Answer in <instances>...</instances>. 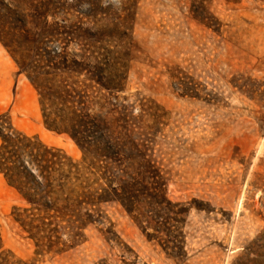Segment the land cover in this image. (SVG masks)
<instances>
[{
	"label": "rangeland",
	"instance_id": "rangeland-1",
	"mask_svg": "<svg viewBox=\"0 0 264 264\" xmlns=\"http://www.w3.org/2000/svg\"><path fill=\"white\" fill-rule=\"evenodd\" d=\"M87 1L62 3L80 15ZM121 2L99 5L109 3L119 13ZM208 8L218 30L193 19L188 0H136L126 80L116 93L132 116L142 114L148 152L161 169L166 195L184 208L181 256L147 237L153 230L143 231L117 203L105 205L103 222L86 228L74 245L61 252L39 250L12 219L13 207L24 202L0 174L1 242L12 260L264 264V0H211ZM74 15L58 17L70 25L78 20ZM79 47L72 42L67 50L79 53ZM2 113L22 131L81 157L66 134L43 125L36 89L0 42ZM61 240L70 244L66 234Z\"/></svg>",
	"mask_w": 264,
	"mask_h": 264
},
{
	"label": "trees",
	"instance_id": "trees-1",
	"mask_svg": "<svg viewBox=\"0 0 264 264\" xmlns=\"http://www.w3.org/2000/svg\"><path fill=\"white\" fill-rule=\"evenodd\" d=\"M210 1L188 0L189 11L198 23L218 30ZM62 2L0 0V42L36 89L43 125L66 134L81 150L74 159L0 114V174L24 202L13 207L12 219L39 250L61 252L103 222L105 205L117 203L143 231L153 230L147 237L179 257L184 208L166 195L142 114L132 116L116 97L126 80L136 0H122L119 13L109 3L89 0L80 15ZM59 13L78 20L69 25ZM72 42L79 53L67 50ZM11 255L0 234V264H26Z\"/></svg>",
	"mask_w": 264,
	"mask_h": 264
}]
</instances>
